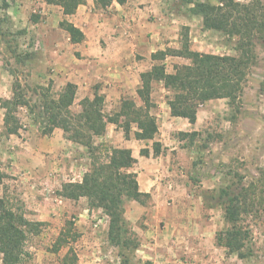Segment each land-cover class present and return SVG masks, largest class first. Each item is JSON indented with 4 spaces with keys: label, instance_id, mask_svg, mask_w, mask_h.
<instances>
[{
    "label": "rangeland",
    "instance_id": "rangeland-1",
    "mask_svg": "<svg viewBox=\"0 0 264 264\" xmlns=\"http://www.w3.org/2000/svg\"><path fill=\"white\" fill-rule=\"evenodd\" d=\"M32 1L49 3L50 0ZM202 1L216 3L215 0ZM237 1L249 3L254 0ZM161 5L160 15L167 18L168 22L166 26L162 24L159 26L158 33L163 31L164 35L162 32L161 37L164 36L166 43L171 44L166 49L181 47V34L187 26L193 50L217 55H237L235 48L238 39L236 37L205 30L201 17L188 16L187 7H181L178 1L161 0ZM37 16L38 13L28 10L25 19L16 23L6 12L0 10V18L6 20L0 27V67L7 70L11 76L3 83L0 99H8V96L12 98L14 85L19 83L21 86L19 92L29 104L19 106L16 109V116L20 124L35 128L40 126V113L44 109L45 97H57L62 90V87L49 77L53 72L51 68L41 67L39 47L28 30L29 21L27 20L35 22L38 20ZM151 17L157 18L154 13ZM159 23H161L160 19ZM162 41L164 39H160L159 44ZM256 54L257 64L250 71L239 110L232 108L226 99L209 103L207 110L212 111L213 115H206L207 112L202 111L203 116L208 117H205L198 131L201 135L193 143L190 142V138L183 140L182 143L172 140L167 127H163L157 136V140L163 144V153L157 156V160L140 166L139 169V171L152 173L153 178L159 177V182L165 189L158 196V200L154 201L150 195V199L145 204L138 203V206H170V208L201 206L202 209L199 208L198 213L200 222L207 228L209 236H215L212 240L214 247L212 242L204 245L205 252H210L207 254L213 257L211 264H264V211L247 218V223L252 230L251 242L248 245L252 255L249 258L240 259L237 255L229 254L225 248L216 245V234L227 226L223 205L213 200L211 204L218 207L213 209L206 207L210 206L208 202L212 194L237 184V175L245 176V186L253 182L255 191L258 194H264V182L258 183L261 177L264 178V39L257 41ZM189 63L190 61L185 58L169 57L166 59L167 71L172 73L175 66ZM32 72L40 76L36 81L30 82L28 75ZM152 94L155 102L153 113L159 119L158 122H161L162 117L158 115H162L161 105L167 101L168 91L163 89L162 83H155ZM127 98L135 99L132 95H128ZM82 99L78 97L72 106L71 110L74 114L81 111ZM120 103L115 105L106 103L105 112L114 113L118 110ZM134 131L135 127L131 137H134ZM121 132L123 138L106 137L105 133L95 138V144L103 143L112 147L115 144L120 145L125 138L124 131ZM1 135H6V132H1ZM64 137L66 138V133ZM141 146L142 149L150 148L151 153L153 152L152 142L135 144L137 148ZM172 148L175 149L172 150ZM62 149L64 152L59 155L60 168L56 172L61 176L62 183L51 191L45 190V195L40 193L44 203L41 202L39 205L33 203L34 198L26 197L19 183L8 173V178L3 185H0V196L4 195L5 190L10 202L16 206H22L29 220L43 223L38 235L28 237L26 249L30 252L31 258L27 264H86L87 261L93 264H119V262L121 264V260L117 258L118 249L107 243L108 218L102 211L90 210L86 204L74 205V200L63 198H61L62 203L53 199L57 206L50 205L48 194L56 196L63 184L74 182L75 174L78 175L79 172L84 175L92 162L88 149L83 146H74L71 142ZM0 162L5 167L9 166L5 159L3 163L1 160ZM198 178L201 180L199 181ZM236 188L237 186H234L232 189ZM256 206L263 205L258 204L256 200ZM131 213H134L133 210ZM130 218L133 221V217ZM132 221H127L128 228L138 236ZM76 235L77 238L74 239ZM62 240L65 241L62 243ZM96 250L109 254V257L104 260L102 257L93 260L80 258L85 252ZM143 262L134 260V264H145L147 261ZM0 264H3L1 254Z\"/></svg>",
    "mask_w": 264,
    "mask_h": 264
},
{
    "label": "trees",
    "instance_id": "trees-1",
    "mask_svg": "<svg viewBox=\"0 0 264 264\" xmlns=\"http://www.w3.org/2000/svg\"><path fill=\"white\" fill-rule=\"evenodd\" d=\"M0 1V10H7L15 0ZM93 1L97 9L105 10L114 3L124 5L128 0ZM175 1L180 2L181 7H187L188 16L201 17L205 30L236 37L237 55H217L193 50L189 28L185 26L180 48L158 50L151 55L153 65L150 70L141 74V86L137 90L141 104L135 99L124 98L118 110L108 114L105 112L106 97L96 89L93 98L85 97L80 101L81 111L74 114L71 108L76 101L78 87L68 82L57 97H45L44 109L40 113L39 124L43 135H50L58 128L66 133L67 140L88 149L92 162L82 181L63 184L57 191V196L74 201L86 198L90 210H101L104 213L109 222L107 240L111 247L118 249L121 264H134L135 252L140 244L138 236L128 228L125 202L128 200L145 204L150 199V194L140 190L137 173L132 171L137 163L132 149L103 143L96 145L95 138L106 133V123H113L122 129L127 140L131 139L135 127L134 138L152 142L153 156L161 155L163 144L157 140L160 126L153 113L155 102L152 92L155 83H162L168 91L166 102L171 115L186 118L191 124L196 123L200 106L212 100L226 99L232 108L239 110L250 71L257 64L256 43L264 39L263 0L249 3L237 0H215L216 3L202 0ZM86 2L87 0L49 1L60 6L64 15L75 14L78 7ZM4 22L6 20L0 18V27ZM60 27L68 32L73 42L83 40L81 30L68 20L61 21ZM169 57L185 58L190 63L175 66L174 72L170 73L166 67V59ZM20 88V84L16 83L12 98L0 99V106L5 110L6 135L18 133L21 124L16 116V109L29 104L19 92ZM200 135L197 131L180 132L178 137L181 140L190 138L193 143ZM140 154L150 157L151 150L143 148ZM237 176V184L222 188L217 194L214 192L209 202L207 201L210 206L206 207H218L211 204L213 200L223 205L227 226L216 234V245L225 248L229 254L246 259L252 255L248 246L252 230L247 218L264 211V194L255 191L253 182L245 186V176ZM7 178L8 174L3 171L0 162V185ZM260 182H264L263 177L258 183ZM234 186L237 188L232 189ZM256 200L263 206H256ZM42 225L40 221L29 220L24 208L12 204L4 190V195L0 196V254L3 264H27L31 258L26 249L28 237L38 235ZM76 238L77 235L74 239Z\"/></svg>",
    "mask_w": 264,
    "mask_h": 264
},
{
    "label": "crops",
    "instance_id": "crops-1",
    "mask_svg": "<svg viewBox=\"0 0 264 264\" xmlns=\"http://www.w3.org/2000/svg\"><path fill=\"white\" fill-rule=\"evenodd\" d=\"M161 6V0H128L124 5L114 3L108 10H102L95 7L93 0H87L78 7L75 14L64 15L60 6L47 1L15 0L3 11L16 23L25 19L28 10L38 13L37 21L27 20L28 30L39 47L41 67L51 68L53 72L49 77L54 83L62 88L68 82L74 83L78 87L77 98H93L97 89L105 95L106 103L115 105L128 95L134 96L135 101L141 104L137 94L141 86V74L151 69L153 53L171 46L166 43L164 36L161 37L163 31L158 33L159 26H166L168 22L167 18L160 15ZM153 13L156 19L151 17ZM64 19L81 30L84 35L82 41L73 42L68 32L60 27ZM160 39L164 41L159 44ZM39 76L32 72L28 78L33 82ZM10 77L8 71L0 67V94L3 92L4 81ZM214 101L200 106L195 124L186 118L172 116L170 107L164 101L161 105L162 115H158L162 117L159 122L160 131L167 127L171 139L182 143L178 134L198 132L205 117H208H204L202 111L207 112L206 115H213L207 106ZM0 114V160L3 163L5 159L9 165L5 167L3 164L2 169L15 178L26 197L34 198L33 203H44L40 193L45 195V190L51 191L61 186V176L56 173L60 168L59 155L64 152L62 148L71 144V141L64 137L61 129L43 135L40 126L35 128L26 124H21L18 133L2 136L1 132H5L6 127L5 112L1 106ZM121 131L117 125L106 123V137L123 138ZM143 142L134 137L129 140L124 138L120 145L115 144L114 147L132 149L137 159L132 171L137 173L140 190L150 194L156 201L165 187L159 182V177L153 178L152 173L139 171L140 166L158 158L152 153L150 157L140 154L142 146L137 148L135 144ZM74 146L78 144L74 143ZM77 174L74 182H81L83 173ZM48 195L50 205H58L54 200L58 203L63 201L57 195ZM81 204L88 206L87 199L74 201V205ZM138 205L136 201L125 203V217L130 221L129 217H133L134 231L139 237L135 260L147 261L145 264H211L213 257L207 254L210 252H205L204 245H209L215 236H209L207 228L200 222L198 213L201 206L170 208ZM132 210L134 213H131ZM99 257L104 260L109 254L98 250L87 251L80 258L93 260ZM86 264L93 263L87 261Z\"/></svg>",
    "mask_w": 264,
    "mask_h": 264
}]
</instances>
